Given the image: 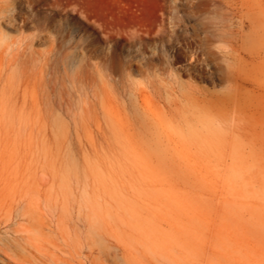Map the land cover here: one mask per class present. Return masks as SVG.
Masks as SVG:
<instances>
[{
    "label": "rangeland",
    "instance_id": "374dc122",
    "mask_svg": "<svg viewBox=\"0 0 264 264\" xmlns=\"http://www.w3.org/2000/svg\"><path fill=\"white\" fill-rule=\"evenodd\" d=\"M249 1L256 30L237 0H0V264H264L230 229L264 127L235 134L217 107L239 51L264 116Z\"/></svg>",
    "mask_w": 264,
    "mask_h": 264
},
{
    "label": "bare ground",
    "instance_id": "6f19581e",
    "mask_svg": "<svg viewBox=\"0 0 264 264\" xmlns=\"http://www.w3.org/2000/svg\"><path fill=\"white\" fill-rule=\"evenodd\" d=\"M238 3H240L239 8L241 17L243 19V23L245 24L247 21L254 27L256 30L259 27V18L257 16L256 9L251 5V2L249 0H237ZM237 3V2H236ZM230 4V3H229ZM227 5V4H226ZM229 6V5H228ZM236 8V7H235ZM229 29V28H228ZM231 29V28H230ZM230 31V30H229ZM233 32V30L231 31ZM238 34V33H237ZM230 36V35H228ZM232 38V37H231ZM230 38V39H231ZM237 39V38H236ZM236 41V40H235ZM233 44V43H232ZM234 47V46H232ZM230 48V47H229ZM236 51V50H234ZM233 56V55H232ZM244 57V56H243ZM241 56V53L238 51V54L236 56H233V59L235 60V67L231 68L229 70V87L227 88V91L222 95L219 104L217 107L220 109V115L224 120H230L232 124L230 125L235 132V134H239L244 129H252L256 131L257 125H261L264 127V116L263 114H260L259 117H255L252 115H249L244 110V100L246 96L252 92V90L248 89L247 87V81L245 80V70H244V59ZM92 73V72H91ZM95 75V74H94ZM92 76V75H91ZM82 77V75H81ZM82 80V79H81ZM85 81V80H84ZM99 82V81H98ZM258 82V81H257ZM24 83V81H23ZM88 83V82H87ZM22 84V82H21ZM25 84V83H24ZM258 84V83H257ZM87 85V84H85ZM91 85V84H90ZM84 86V84H83ZM48 89V87H47ZM86 89V87H85ZM84 89V90H85ZM111 89V88H110ZM49 90V89H48ZM58 90V89H57ZM69 90V88H68ZM67 90V91H68ZM82 91V90H81ZM90 91V90H89ZM88 92V91H87ZM98 92V91H97ZM257 92V91H256ZM44 93V92H43ZM42 93V94H43ZM83 93V92H82ZM86 93V92H85ZM95 93V92H94ZM85 95V94H84ZM109 95V94H108ZM43 96V95H42ZM83 96V95H82ZM86 96V95H85ZM84 97V96H83ZM93 97V93H92ZM48 98V97H47ZM137 98V97H136ZM84 99V98H83ZM87 100V99H85ZM90 101V100H89ZM60 102V101H59ZM41 104V102H40ZM54 105V104H53ZM85 105V104H84ZM88 105V104H87ZM52 106V105H51ZM248 107V106H247ZM94 108V106H93ZM251 108V107H250ZM86 109V107H85ZM260 109V108H259ZM121 110V109H120ZM141 110V109H140ZM254 110V109H253ZM53 111V110H52ZM135 111V110H134ZM191 111V110H190ZM61 112V111H60ZM67 112V111H66ZM59 113V112H58ZM80 114V113H79ZM85 114V113H84ZM57 115V114H56ZM93 115V114H92ZM91 116V115H90ZM152 116V115H151ZM76 117V115L74 116ZM80 117V116H79ZM82 117V116H81ZM55 118V117H54ZM67 118V117H66ZM85 118V117H84ZM142 118V117H141ZM83 119V118H82ZM69 119H67L68 121ZM51 121V119H50ZM54 121V120H53ZM258 121V122H257ZM49 122V121H48ZM47 122V123H48ZM86 123V122H85ZM130 123V122H129ZM77 125V123H76ZM197 125V123H196ZM39 126V125H38ZM200 127V126H199ZM184 128V127H183ZM85 129V128H84ZM168 129V128H167ZM263 129V128H262ZM86 130V129H85ZM195 130V129H194ZM42 131V129H41ZM80 131V130H79ZM89 131V130H88ZM86 131V132H88ZM196 131V130H195ZM263 132V131H262ZM36 133V132H35ZM46 133V132H45ZM40 134V133H39ZM63 134V133H62ZM61 134V135H62ZM187 134V133H186ZM258 138L255 140L257 143L253 144L251 147V150H256L258 147L260 150L264 151V137H261V131L260 133H256ZM60 135V136H61ZM66 135V134H65ZM173 135V134H172ZM169 136V134H168ZM171 136V135H170ZM182 136V135H181ZM236 136V135H235ZM59 137V136H58ZM73 137V136H72ZM64 138V137H63ZM85 138V137H84ZM99 138V137H98ZM164 139V138H163ZM228 139V138H227ZM249 139V138H248ZM62 140V139H61ZM79 140V139H78ZM81 140V139H80ZM165 140V139H164ZM170 140V139H169ZM174 140V139H173ZM171 141V140H170ZM175 141V140H174ZM69 142V141H68ZM83 142V141H82ZM176 142V141H175ZM159 143V142H158ZM225 143V142H222ZM27 145V144H26ZM28 146V145H27ZM225 146V144H224ZM30 147V146H29ZM160 147V146H159ZM170 147V146H169ZM168 147V149H169ZM228 150L234 155L233 158H237V156L245 150V148H242V144H239L237 136L231 140L228 146ZM32 148V146H31ZM164 148V147H162ZM160 148V150H162ZM173 149V148H172ZM27 150V149H26ZM29 150V149H28ZM165 150V149H164ZM161 152V151H160ZM173 152V151H172ZM156 153V152H154ZM163 153V151H162ZM14 154V153H13ZM164 155V154H163ZM172 155V154H171ZM13 156V155H12ZM11 156V157H12ZM31 156V155H30ZM158 156V155H157ZM155 156V157H157ZM164 158V157H163ZM166 158V156H165ZM12 160V158H11ZM33 161V160H32ZM159 161V159H158ZM164 162V161H162ZM12 163V162H11ZM154 163V162H153ZM171 164V163H169ZM167 164V165H169ZM15 165V164H14ZM162 165V164H161ZM16 166V165H15ZM170 167V166H169ZM153 171V170H152ZM156 171V170H155ZM157 172V171H156ZM168 172V170H167ZM245 175L241 178V183L238 185H244V186H252L253 188L259 184V191L256 192V200L249 198L247 196V193L242 191L240 196L243 199H246L245 205V211L238 213L236 215V219H234L233 223H230V229H234V226L241 225V228L243 227L246 231V236L243 237L241 240V244L245 246L246 253L250 252L253 254L255 253L257 257H259L261 260H264V170L259 169L258 171L253 170H245ZM169 173V172H168ZM153 176V175H152ZM154 177V176H153ZM205 183V181H204ZM207 183V182H206ZM209 183V182H208ZM228 183H231L228 181ZM198 184V183H197ZM232 184V183H231ZM181 186V185H180ZM78 189V188H77ZM226 189V188H225ZM35 191V190H34ZM81 191V190H80ZM36 192V191H35ZM80 193V192H79ZM87 194V193H86ZM89 196V195H88ZM220 199V198H219ZM229 199V198H228ZM86 200V199H85ZM84 200V201H85ZM230 200V199H229ZM243 203V202H242ZM86 204V202H85ZM86 209H89V207H86ZM79 210V209H78ZM90 211V210H89ZM238 211V210H236ZM240 211V210H239ZM94 212V211H93ZM92 212V213H93ZM229 212V211H228ZM83 213V212H82ZM90 213V212H89ZM234 213V211H233ZM79 214V213H78ZM87 214V213H86ZM95 214V213H94ZM218 215V214H217ZM219 216V215H218ZM97 220V219H96ZM92 224V223H91ZM234 225V226H233ZM210 233V232H209ZM101 237V236H100ZM209 238V237H208ZM100 240V239H99ZM103 241V240H102ZM102 241L100 243H102ZM106 241V240H105ZM145 241V240H144ZM146 242V241H145ZM106 243V242H105ZM113 243V242H112ZM102 245V244H101ZM104 244L101 246L103 247ZM111 246V245H110ZM207 246V245H206ZM110 248V247H108ZM118 247H116L117 249ZM226 248V247H225ZM113 249V248H111ZM109 249V250H111ZM103 250V249H102ZM259 250V252H257ZM139 251V250H138ZM136 250V252H138ZM234 251H237L234 249ZM212 252V251H211ZM208 253V252H207ZM215 253V252H214ZM241 254H244V250L240 251ZM237 254V255H241ZM141 255V254H140ZM143 256V255H141ZM205 256V255H204ZM220 256V255H219ZM228 256V255H227ZM250 256V255H249ZM144 257V256H143ZM240 257H243L242 255ZM251 258V257H250ZM255 257H253L254 259ZM258 258V259H259ZM210 259V258H209ZM222 261L224 258H222ZM249 259V258H248ZM244 260V258H243ZM215 261V260H214ZM257 261V260H256ZM260 262V261H259ZM262 262V261H261ZM260 262V264H261ZM112 264H130L126 253L124 250H118V252L113 256ZM245 264V261H244ZM252 264V261H251Z\"/></svg>",
    "mask_w": 264,
    "mask_h": 264
}]
</instances>
